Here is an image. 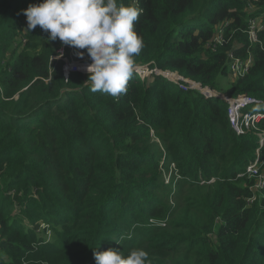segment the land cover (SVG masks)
Wrapping results in <instances>:
<instances>
[{
  "label": "trees",
  "instance_id": "1",
  "mask_svg": "<svg viewBox=\"0 0 264 264\" xmlns=\"http://www.w3.org/2000/svg\"><path fill=\"white\" fill-rule=\"evenodd\" d=\"M40 2L0 0V264H95L94 252L137 248L150 264H264V186L238 177L256 152L264 174V142L235 135L226 102L162 77L133 73L118 97L91 92L89 74L65 78L52 60L64 45L27 29L23 11ZM122 2L142 9L134 69L260 100L264 113V0ZM248 57L227 83L231 60Z\"/></svg>",
  "mask_w": 264,
  "mask_h": 264
},
{
  "label": "clouds",
  "instance_id": "2",
  "mask_svg": "<svg viewBox=\"0 0 264 264\" xmlns=\"http://www.w3.org/2000/svg\"><path fill=\"white\" fill-rule=\"evenodd\" d=\"M141 13L122 0H42L23 11L29 31L39 26L50 41L77 49L81 59L87 55L90 91L111 97L127 91L134 57L144 47L135 30ZM94 259L95 264H150L148 253L140 248L127 255L112 249L94 252Z\"/></svg>",
  "mask_w": 264,
  "mask_h": 264
},
{
  "label": "built area",
  "instance_id": "3",
  "mask_svg": "<svg viewBox=\"0 0 264 264\" xmlns=\"http://www.w3.org/2000/svg\"><path fill=\"white\" fill-rule=\"evenodd\" d=\"M261 25H257V21L251 20L249 23L248 30V40L251 45L257 44V32L261 30ZM215 41L220 42V37L218 36ZM61 51H57L56 56L52 60L62 61V72L67 78L69 74L72 73H87L86 68L91 63L90 59L88 61H83L77 55L75 51V58H78L76 61H72L64 64V57H67L65 50H70L68 46L61 47ZM232 58V54H229ZM59 58V59H58ZM251 57H248L245 61H242L238 58H233L229 66V73L236 79L242 77L248 70V67L251 64ZM141 80L149 78L150 76L162 77L171 84L177 86L181 91L195 90L202 94L206 99H221L227 103V119L230 125L231 130L235 133L236 136H244L249 133H253L258 137L259 147L263 145L264 142V131L260 130L259 124L264 120V113L258 110L250 109L251 107H259L262 104V101L249 98V97H237V98H226L224 95H215L216 91L210 90L207 87H202L199 83L186 79L180 76L177 72H172L169 70H159L157 68H146L139 67L133 70V73ZM217 93V92H216ZM219 94V93H218ZM174 166V165H171ZM246 175L248 178L254 179L253 190L259 191L264 186V174L261 173V163L259 162L258 153L256 152V159L250 163L244 174H239L238 177ZM168 181L165 182L167 184ZM249 203L251 201H248ZM43 226V225H42ZM45 227V226H43ZM46 228V227H45Z\"/></svg>",
  "mask_w": 264,
  "mask_h": 264
},
{
  "label": "rangeland",
  "instance_id": "4",
  "mask_svg": "<svg viewBox=\"0 0 264 264\" xmlns=\"http://www.w3.org/2000/svg\"><path fill=\"white\" fill-rule=\"evenodd\" d=\"M251 8H252V5H251ZM253 10V9H252ZM257 25H261V22H260V20L259 21H257ZM69 47V53H68V56L67 57H64V64H66V63H69V62H72V61H76V60H78V58H75L76 56H75V51H76V49L75 48H73V47H70V46H68ZM62 50V48H59V50H58V52L59 51H61ZM59 59V58H58ZM63 73V72H62ZM83 74H88V73H83ZM63 76H65L64 74H63ZM152 76H150L149 78H145V79H150ZM235 80V78L229 73V75H228V78H227V80H226V82L227 83H231V82H233ZM215 95H220L221 93H219L218 94V92L216 93H214ZM221 100V99H220ZM223 101V100H222ZM250 109H253V110H256L257 109V107L256 106H254V107H251ZM259 144V143H258ZM160 168L162 169L161 171H162V173H163V176H164V181L166 182V181H168V182H170L171 180L173 181L174 180V182H177V177L175 176L176 175V169H175V167L174 166H169V168H168V170L166 171L164 168H163V166H162V162L160 163ZM162 166V167H161ZM173 188L172 187H167V191H170V190H172ZM42 228L44 229L45 227H43L42 226Z\"/></svg>",
  "mask_w": 264,
  "mask_h": 264
}]
</instances>
